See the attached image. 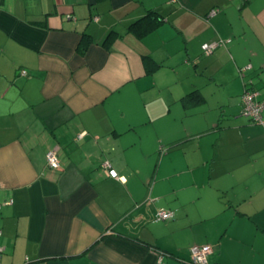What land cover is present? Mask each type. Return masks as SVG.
I'll use <instances>...</instances> for the list:
<instances>
[{"label":"crops","instance_id":"1","mask_svg":"<svg viewBox=\"0 0 264 264\" xmlns=\"http://www.w3.org/2000/svg\"><path fill=\"white\" fill-rule=\"evenodd\" d=\"M245 87L264 0H0V264H264Z\"/></svg>","mask_w":264,"mask_h":264},{"label":"built area","instance_id":"2","mask_svg":"<svg viewBox=\"0 0 264 264\" xmlns=\"http://www.w3.org/2000/svg\"><path fill=\"white\" fill-rule=\"evenodd\" d=\"M215 10L210 11V15L214 14ZM216 43L204 44L202 45V50L204 53H210L215 47ZM250 66L241 68L240 73L243 75V72L249 70ZM21 75H26V71L22 70ZM241 115L251 122L256 124H264L262 121V112H264V99L258 98V93L254 90L248 89L245 87L241 98ZM46 163L49 169L53 171H59L61 169L60 161L58 159V154L56 149H50L45 154ZM103 171L109 178L119 179L117 173L114 169L110 167L108 163L103 164ZM173 216V213L169 210L160 209L155 214V219L157 221H165L170 219ZM1 235V231H0ZM190 251V262L192 264H208L207 256L211 253V247L209 245L202 246H191ZM3 253V248L0 246V258Z\"/></svg>","mask_w":264,"mask_h":264},{"label":"trees","instance_id":"3","mask_svg":"<svg viewBox=\"0 0 264 264\" xmlns=\"http://www.w3.org/2000/svg\"><path fill=\"white\" fill-rule=\"evenodd\" d=\"M87 43H88V40H87L86 38H84V39L82 40L81 45L79 46V49H78V51H79L81 54H83V53L85 52V49H86V47H87ZM241 95H242V94H241ZM240 98H241V96H240ZM190 99H191V98L188 96V97H185V98L183 99V101H184V102H188Z\"/></svg>","mask_w":264,"mask_h":264}]
</instances>
